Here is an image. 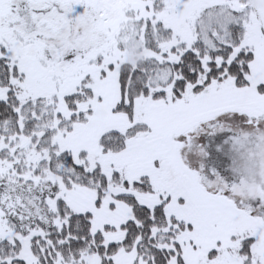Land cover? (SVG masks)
<instances>
[{"label":"snow or ice","instance_id":"snow-or-ice-1","mask_svg":"<svg viewBox=\"0 0 264 264\" xmlns=\"http://www.w3.org/2000/svg\"><path fill=\"white\" fill-rule=\"evenodd\" d=\"M0 264H264V0H0Z\"/></svg>","mask_w":264,"mask_h":264}]
</instances>
